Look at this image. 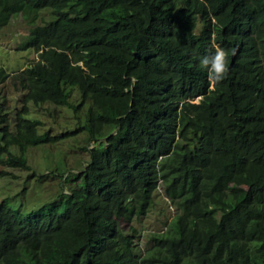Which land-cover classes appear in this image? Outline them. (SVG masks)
<instances>
[{
	"label": "trees",
	"instance_id": "trees-1",
	"mask_svg": "<svg viewBox=\"0 0 264 264\" xmlns=\"http://www.w3.org/2000/svg\"><path fill=\"white\" fill-rule=\"evenodd\" d=\"M17 15L37 55L0 66L21 94L0 87V162L56 192L0 199V264H264V0H0V28ZM216 46L220 82L198 65ZM43 104L73 129H43ZM77 134L78 169L28 163ZM160 190L175 214L142 246Z\"/></svg>",
	"mask_w": 264,
	"mask_h": 264
},
{
	"label": "rangeland",
	"instance_id": "rangeland-1",
	"mask_svg": "<svg viewBox=\"0 0 264 264\" xmlns=\"http://www.w3.org/2000/svg\"><path fill=\"white\" fill-rule=\"evenodd\" d=\"M45 17L47 18V16ZM33 24L17 15L11 17L8 24L0 28V66L5 68L11 75L36 58L37 54L34 51L21 48L22 42L27 38L28 30ZM0 87H2L1 92L6 95V103L9 107L20 105L19 97L21 94L19 86L13 84V80L10 77L6 82V86L0 85ZM55 110L58 113L51 115V112H53L51 104H43L39 108L31 107L32 116L43 121V129L55 134L66 129H73L74 125L72 120L69 119V112L61 109V107L55 108ZM84 143L83 134H77L74 137L59 140L52 145L31 147L28 149V163L32 168L46 171L45 166L53 165L55 160H61L60 166L64 168L65 158L67 167L78 169L81 160H88L86 152L79 148ZM31 172L9 168L0 162V199L8 196L13 197L21 192L23 188H25V195L27 196H25L24 203L29 206L38 201V199L36 200L33 197L45 199L53 196L56 192V181L49 179L48 182H44L39 188L40 191L38 190V193H36L33 177L28 178ZM174 214V207L168 202L162 191H158L154 197L152 208L139 223L135 224L141 231L140 245L144 246L149 232L164 229L165 222L171 219Z\"/></svg>",
	"mask_w": 264,
	"mask_h": 264
},
{
	"label": "clouds",
	"instance_id": "clouds-1",
	"mask_svg": "<svg viewBox=\"0 0 264 264\" xmlns=\"http://www.w3.org/2000/svg\"><path fill=\"white\" fill-rule=\"evenodd\" d=\"M226 55L225 49L216 46L211 54L198 58L199 67L207 72L211 81L220 82L225 79L228 73Z\"/></svg>",
	"mask_w": 264,
	"mask_h": 264
}]
</instances>
